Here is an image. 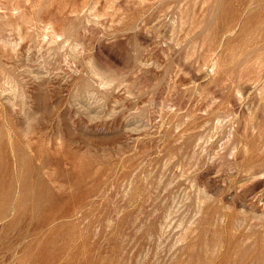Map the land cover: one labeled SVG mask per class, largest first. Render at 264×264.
Masks as SVG:
<instances>
[{
  "label": "rangeland",
  "instance_id": "1",
  "mask_svg": "<svg viewBox=\"0 0 264 264\" xmlns=\"http://www.w3.org/2000/svg\"><path fill=\"white\" fill-rule=\"evenodd\" d=\"M224 263L264 264V0H0V264Z\"/></svg>",
  "mask_w": 264,
  "mask_h": 264
},
{
  "label": "bare ground",
  "instance_id": "2",
  "mask_svg": "<svg viewBox=\"0 0 264 264\" xmlns=\"http://www.w3.org/2000/svg\"><path fill=\"white\" fill-rule=\"evenodd\" d=\"M55 31H56V29H55ZM56 36H57V35H56ZM56 36H55V37H56ZM60 36H61V35H60ZM57 38H58V37H57ZM241 260H242V259H241ZM248 260H249V259H248ZM224 264H226V263H224ZM227 264H228V263H227ZM240 264H241V263H240Z\"/></svg>",
  "mask_w": 264,
  "mask_h": 264
}]
</instances>
